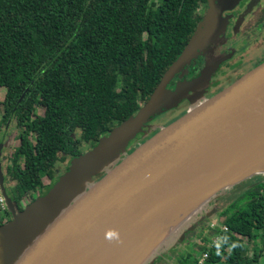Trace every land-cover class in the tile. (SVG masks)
I'll use <instances>...</instances> for the list:
<instances>
[{
    "label": "trees",
    "instance_id": "obj_1",
    "mask_svg": "<svg viewBox=\"0 0 264 264\" xmlns=\"http://www.w3.org/2000/svg\"><path fill=\"white\" fill-rule=\"evenodd\" d=\"M201 3L0 0L1 104L25 128L8 168L13 201L40 189L63 155L83 154L138 113L198 30ZM37 106L44 115L32 119ZM245 185L225 213L222 242L203 248L205 264H264V177Z\"/></svg>",
    "mask_w": 264,
    "mask_h": 264
},
{
    "label": "water",
    "instance_id": "obj_2",
    "mask_svg": "<svg viewBox=\"0 0 264 264\" xmlns=\"http://www.w3.org/2000/svg\"><path fill=\"white\" fill-rule=\"evenodd\" d=\"M208 1L205 23L166 72L150 100L135 116L102 137L94 152L81 158L45 196L25 206L22 213L15 212L4 185L0 143V185L12 215L11 223L0 228V264H100L126 249L127 243L143 237L121 264H155L178 245L201 214L208 213L210 203L234 186L264 177V64L219 94L198 102L114 168H107L132 138L160 116L159 110L178 107L190 98L193 84L212 74L214 67L206 69L191 87L188 84L175 90V95L165 96L177 71L222 32V23L233 9L230 0ZM221 7L224 11L220 13ZM166 101L168 105H164ZM228 142L239 144L224 148L220 160L227 156L230 160L221 170L197 177L187 171L195 161L212 160V149ZM242 155L248 156L246 163L238 160ZM102 173L105 175L100 180L92 181ZM202 185L205 187L196 195L201 204L189 219L173 232L141 236L149 222L188 196L195 197ZM166 186L170 194L164 197ZM149 200L150 204L143 207ZM131 209L135 213L129 218L137 222L135 225L125 227L119 223L118 228L124 231L116 232L117 237L98 239L106 234L105 226L115 221L124 223L122 216L127 217Z\"/></svg>",
    "mask_w": 264,
    "mask_h": 264
},
{
    "label": "flooded vegetation",
    "instance_id": "obj_3",
    "mask_svg": "<svg viewBox=\"0 0 264 264\" xmlns=\"http://www.w3.org/2000/svg\"><path fill=\"white\" fill-rule=\"evenodd\" d=\"M214 1L217 3L218 0ZM209 10L210 2L208 0H202L201 5H199L194 13V18L197 20L195 30L199 29L205 23ZM226 20L227 28L215 37L209 43L210 45L205 46L206 49L192 60V62L177 71L166 87L165 96L180 87H187L188 84L191 87L190 84L196 81L210 67H214L211 71L212 74L200 83L196 82V84H193L194 90L188 93L189 99L183 100L178 107L164 112V114L149 123L141 133L132 138L125 151L109 162L108 169H112L118 165L124 158L132 154L138 147L157 134L163 127L169 126L171 123L186 115L195 104L219 94L264 64V0H240L237 7L233 9ZM1 91L3 95H1ZM6 94L7 90L0 88V143L3 145L4 185L9 183V185H12L11 189H13L16 186V182L10 181L11 177L8 168L9 166L13 167L15 151L22 144L21 135L24 133L25 128L19 125L18 119L14 114H7L3 104H1L5 100ZM24 96L25 94L19 102H22ZM40 107L45 112L43 106H37L32 119H35L36 116L44 115L39 113L38 108ZM16 109H14V112H16ZM29 137L32 142L35 141L34 135L30 134ZM98 143L94 147L85 149L83 154L78 156L63 155L61 160L56 164L52 176L46 175L43 178V186L31 196L20 200L19 212L23 211L24 200L30 205L37 199L45 196L61 177L68 174L79 163L81 158L88 153L94 152ZM14 148L15 151L12 152V156L5 160L4 155L6 151H11ZM22 163L23 160H21L20 165ZM104 175L105 173L96 175L92 181L97 182ZM244 185L245 183L228 189L227 195L224 194L225 197H221L215 203H212L208 210L209 212L211 211L212 217L204 213L201 214L200 218L191 224V229L185 233V237L179 241L178 245L165 255L167 260L175 259L180 264L183 260L191 258L198 260L200 264V260L204 256V254L201 256L202 250L208 246V242H211V245L207 248H211L215 244L222 242V237L217 235V231L221 229L220 234L227 231V228L223 225L226 220L225 213L247 190V186L245 185V187ZM1 192L3 195L2 188ZM226 197L227 199L224 201ZM3 198L4 205H0V210L5 213L8 208L4 195ZM4 222L5 224H2L1 227L10 224L11 220ZM225 228L226 230H224ZM239 238L245 244V239L241 236ZM251 244V248H253V243ZM258 245L261 244L259 243ZM167 260L158 261L156 264H169ZM206 260L203 264L206 263Z\"/></svg>",
    "mask_w": 264,
    "mask_h": 264
},
{
    "label": "bare ground",
    "instance_id": "obj_4",
    "mask_svg": "<svg viewBox=\"0 0 264 264\" xmlns=\"http://www.w3.org/2000/svg\"><path fill=\"white\" fill-rule=\"evenodd\" d=\"M225 143L223 145H220L216 148L212 149V160L211 159H207V160H203L202 161H195L194 164L190 165L187 169V171L194 175V176H204V175H208L209 173H216L217 170H221V168L224 167V165H226L229 162V157L227 156L226 159L220 160L221 156H222V152L224 151V148H228L230 146H235L238 145L239 142H235V143ZM210 154V153H209ZM208 154V155H209ZM264 157V156H263ZM242 159V161L240 162H244L246 163L248 161V156L246 155H242L241 157L238 158V160ZM237 160V161H238ZM262 170H264V163L262 164ZM179 182L180 184H182L184 187L186 184L184 183V181L181 180V177L179 178ZM170 185V182L167 184ZM205 187V185H202L201 187H198V192L195 193V197H187V199L182 202L181 204L177 205V206H173L171 208H169L168 210H165L163 213H161L160 215H158L156 218H154L151 222H149L142 230L141 233H143L141 236H146L149 233H154V232H173V230L177 229L185 220L189 219L190 215L192 213H194L196 211V208L198 206H200V200L197 199L198 196H196L200 189ZM165 193H164V197H167V195L170 194V190L168 189V186H166L164 188ZM232 196V194H231ZM230 197V196H229ZM151 202V200L146 201L143 205V207H146L147 205H149ZM128 213L125 214V216L127 217H123L122 219L123 221H125L124 223H121L119 221H115L110 223L109 225L105 226V228L103 230L107 231L106 234L101 237L98 238L99 240L102 239H108L111 236L112 237H117V233H121L124 231V229H120L119 227V223L123 224L125 227L130 226V225H135L137 222L134 220L130 221V218L134 213L135 210L131 209L127 211ZM117 232V233H116ZM146 237L143 238H139L138 241H131L129 243L126 244V249L121 250L120 252L114 254L108 261L107 259H102L101 261L103 262H99L100 264H121L123 261V259L127 256H129L131 253L128 254L130 249H134L133 245L140 243L141 240L145 239ZM96 241V240H95ZM134 243V244H133Z\"/></svg>",
    "mask_w": 264,
    "mask_h": 264
},
{
    "label": "rangeland",
    "instance_id": "obj_5",
    "mask_svg": "<svg viewBox=\"0 0 264 264\" xmlns=\"http://www.w3.org/2000/svg\"><path fill=\"white\" fill-rule=\"evenodd\" d=\"M219 1V0H218ZM218 1H217V3H218ZM231 2H232V4H233V7H231V8H236L237 7V5L239 4V1L238 2H236V0H230ZM233 9L231 10V12L233 11ZM224 10L222 9V7H221V9H220V13L221 12H223ZM230 12V13H231ZM229 13V14H230ZM228 14V15H229ZM228 15L225 17V19H224V22L222 23V31H224L226 28H227V20H226V18L228 17ZM210 45V44H209ZM208 46V45H207ZM206 46V47H207ZM206 47L205 48H203V49H201V51L200 52H198L197 53V55L195 56V58L202 52V51H204L205 49H206ZM194 58V59H195ZM194 59H192V60H194ZM192 60L190 61V62H192ZM179 90V89H178ZM186 90H183V92H185ZM175 92V91H174ZM174 92H172L171 94H169L170 96H173V95H175V93ZM1 95H3V92L1 91ZM174 93V94H173ZM169 96V97H170ZM164 105H168V101H166L165 103H164ZM38 111H39V113H41V114H44V109L42 108V107H40V108H38ZM163 110L161 109V110H159L157 113H159L160 115H162V114H164V111L162 112ZM158 114V115H159ZM157 115V116H158ZM160 124V123H159ZM161 124H162V122H161ZM16 140V139H15ZM15 146V145H14ZM15 151V148L14 149H11V151H6V153H5V155H4V157H5V160H7L8 159V157H11L12 156V152H14ZM4 164H5V162H4ZM66 165V164H65ZM88 181V180H87ZM89 182V181H88ZM7 186V187H6ZM11 186L12 185H9V183H7L6 185H5V187H6V189H7V193H8V195L11 197V198H14V193H13V190L11 189ZM224 195V194H223ZM219 196L216 200H214L212 203H215L219 198H221V197H225V195H227V191L225 192V195L224 196ZM225 199H227V197L226 198H224V201H225ZM25 202H24V207L25 206H28V202L26 201V200H24ZM212 203H210V205H209V207H208V209H207V211L210 209V207H211V205H212ZM13 205H14V209H15V211H16V213L18 214V212H19V210H20V201L19 200H15V201H13ZM23 207V206H22ZM24 207H23V209H24ZM7 211H8V209H7ZM19 213H22V212H19ZM204 214L205 215H209L210 217H212V213H211V211L209 212L208 211V213L207 212H204ZM2 216H3V218H4V220H6V219H9L8 221H10L11 219H10V217H7L6 218V216H5V214L0 210V222L2 223V224H5V222L3 221L2 222ZM201 216V215H200ZM7 221V222H8ZM220 232H221V229H219L218 231H217V235L219 236V237H222V234H220ZM181 239H183V238H181ZM207 241V240H206ZM209 241H211V240H209ZM245 244L249 247V248H251L252 247V244L251 243H249L247 240H245ZM211 245V242H208V246H210ZM208 246H206V247H208ZM169 256V255H168ZM163 260H167V258H166V256H165V258L163 259ZM158 261H161V260H156L155 262L157 263ZM167 262L169 263V264H178L177 263V260H175V259H173V260H167ZM166 262V263H167ZM155 263V264H156Z\"/></svg>",
    "mask_w": 264,
    "mask_h": 264
},
{
    "label": "built area",
    "instance_id": "obj_6",
    "mask_svg": "<svg viewBox=\"0 0 264 264\" xmlns=\"http://www.w3.org/2000/svg\"><path fill=\"white\" fill-rule=\"evenodd\" d=\"M0 205H4V198L1 192V188H0ZM224 230H226V228ZM207 258H208V253L204 254L203 258L200 260V264H203Z\"/></svg>",
    "mask_w": 264,
    "mask_h": 264
}]
</instances>
